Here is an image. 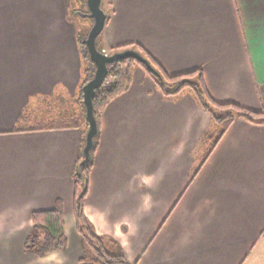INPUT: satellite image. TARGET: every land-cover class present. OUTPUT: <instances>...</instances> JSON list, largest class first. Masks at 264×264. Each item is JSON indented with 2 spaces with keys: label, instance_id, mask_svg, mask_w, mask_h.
Listing matches in <instances>:
<instances>
[{
  "label": "crops",
  "instance_id": "crops-1",
  "mask_svg": "<svg viewBox=\"0 0 264 264\" xmlns=\"http://www.w3.org/2000/svg\"><path fill=\"white\" fill-rule=\"evenodd\" d=\"M85 4L0 0V264H82L75 171L88 127H33L69 116L51 105L59 96L78 99L84 61L72 8ZM102 7V51L141 45L170 75L201 69L217 102L264 111V0ZM216 133L192 90L167 95L135 67L101 114L85 198L110 253L131 264H264V123L237 116L211 146ZM58 198L67 244L41 255L26 244L34 214Z\"/></svg>",
  "mask_w": 264,
  "mask_h": 264
},
{
  "label": "trees",
  "instance_id": "trees-1",
  "mask_svg": "<svg viewBox=\"0 0 264 264\" xmlns=\"http://www.w3.org/2000/svg\"><path fill=\"white\" fill-rule=\"evenodd\" d=\"M79 45L83 61L86 66L83 69L82 80L78 92V101L81 102V109L77 116H56L52 119L40 120L34 129H56L68 127H88L86 118V110L83 105V86L93 76L95 72V64L90 58V54L86 44L83 43V37L79 36ZM133 44H125L118 46V50L131 48ZM101 48V47H100ZM138 50L147 57L150 62L160 71L163 76L162 82L155 74L150 72L146 66L134 57H125L116 62L109 64V74L106 76L105 81L101 88L97 90L94 99V113L100 123L101 114L106 105L118 95L127 91L133 81V74L137 65H142L158 82L163 92L167 95H178L187 90H192L195 97L199 100L203 108L209 111L214 121L217 123V138L218 141L221 136L229 128L235 117L239 116L251 122L264 123V111H257L245 108L237 103L217 102L206 86L203 73L201 69H195L189 72L170 75L153 56L144 49L143 46L138 45ZM98 136L95 137L96 143L93 148V154L98 142ZM85 143V140H84ZM215 144L212 141L211 146ZM83 153L80 156L77 169L75 171V198H74V213L76 217L77 229L80 232L83 242L86 247V252L81 258L82 264H131L123 255L110 253L106 246L104 237L97 234L93 223L86 216L85 198L88 193V183L90 168L93 159L90 163L82 167L83 174L79 173V164L83 159ZM34 230L27 238L26 244L28 248L36 249L41 255H45L52 249H62L67 244V237L64 230L65 225V207L61 198H58L52 209L37 211L34 214ZM38 231L44 235V241H40ZM55 242V243H54Z\"/></svg>",
  "mask_w": 264,
  "mask_h": 264
},
{
  "label": "water",
  "instance_id": "water-1",
  "mask_svg": "<svg viewBox=\"0 0 264 264\" xmlns=\"http://www.w3.org/2000/svg\"><path fill=\"white\" fill-rule=\"evenodd\" d=\"M103 0H86L89 9L88 16L93 18V26L90 29L87 37L83 39L86 44L90 58L95 64L94 76L84 84L83 90V103L86 109V118L88 128L86 132L85 145L83 147V159L79 164V173L82 175V167L90 163L93 159V148L96 143L95 137L99 133V125L94 113V99L97 90L103 85L106 76L109 74V64L118 61L125 57H134L143 63L146 68L155 74L162 82L163 76L160 71L145 57L139 50L135 48H126L118 50L113 53H106L99 49L98 37L105 27L107 20V13L102 7Z\"/></svg>",
  "mask_w": 264,
  "mask_h": 264
},
{
  "label": "rangeland",
  "instance_id": "rangeland-1",
  "mask_svg": "<svg viewBox=\"0 0 264 264\" xmlns=\"http://www.w3.org/2000/svg\"><path fill=\"white\" fill-rule=\"evenodd\" d=\"M83 8L80 5H78V6L77 5H74V7L72 8V15H73V18L75 19V23H77V33L79 34V36H82L83 39H84L85 37H87L90 29L93 26L94 21H93V19L91 17H88V15H87L89 13L88 6H86V4H85V7H83ZM84 13L87 16H85ZM79 24H81V25H79ZM98 40H99V38H98ZM98 46H99V49H101L100 48L101 46H100L99 42H98ZM131 48H133V47H131ZM85 66H86V62L84 61V67ZM137 66L138 67H143L140 64L137 65ZM76 100H78V99H76ZM75 101H74V103H72V101L70 100V98H64L63 99V98H61V96H59L58 102L57 103L52 102L51 105L55 107L54 109H59V110H62L64 112H67L68 111L67 113H69V116H77L80 113L79 111H82V109H81L82 107H81V102H79V101L75 102ZM76 104L78 106L77 108H76ZM83 105H84V103H83ZM45 106L47 107V105H45ZM41 111L42 112H46V110H40V112ZM52 111H53V109H52ZM60 115H62V116H68V115H64V114H60ZM58 116H59V114H58ZM43 119H46V117L44 116ZM46 120H48V119H46ZM211 133H212V131L209 134H211ZM212 137H213V140L216 139L217 138V134H215V135L212 134ZM98 138H99V136H98ZM38 235H39L40 241L43 242L44 241V237H43L44 235H42V232L41 231H38Z\"/></svg>",
  "mask_w": 264,
  "mask_h": 264
},
{
  "label": "built area",
  "instance_id": "built-area-1",
  "mask_svg": "<svg viewBox=\"0 0 264 264\" xmlns=\"http://www.w3.org/2000/svg\"><path fill=\"white\" fill-rule=\"evenodd\" d=\"M105 52V51H104Z\"/></svg>",
  "mask_w": 264,
  "mask_h": 264
}]
</instances>
